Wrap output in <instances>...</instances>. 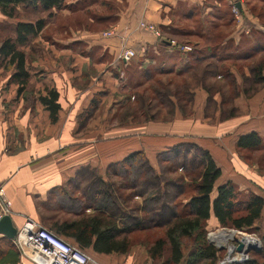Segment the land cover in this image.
Masks as SVG:
<instances>
[{
	"label": "crops",
	"instance_id": "obj_1",
	"mask_svg": "<svg viewBox=\"0 0 264 264\" xmlns=\"http://www.w3.org/2000/svg\"><path fill=\"white\" fill-rule=\"evenodd\" d=\"M225 1L229 3L230 0ZM207 3L208 0H68L66 8L54 11L52 20L58 19L60 22L51 23V26H55L57 35L67 36L68 39L55 40L62 43L60 46H52L42 41L38 49L29 46L25 51L31 59L28 62L30 89L35 91V96L45 94L46 87L59 93L61 110L55 123L51 121L50 112L40 101L32 107L27 106L22 95L18 94V85L11 82L14 70H5L0 63V185L5 186L7 196L12 202L11 218L16 228H20L27 220H33L53 231L52 223L55 220H76L81 214L94 212H105L120 225L129 226L124 216L106 206L107 200L96 208L92 203L95 201L92 200V192L87 191V202L80 204V211L74 218L60 216L50 202L57 201L56 209L65 210V206H61L59 202L72 196L80 179L84 182L83 170L128 164V160H133L141 153L145 143L143 136H152L145 135V131L147 134L154 131L145 129L143 123L112 125L108 121L119 109L120 113L127 110L128 113L122 114L124 117L132 110L123 99L129 95L125 92L131 89L128 86L129 75L136 72L140 75L145 67L159 66L157 61L163 53H175L174 60L162 62L169 68H185L188 62L176 59L177 49L159 44L153 34L139 28V23L154 24L161 33L164 29H176L179 22L190 20L188 13L198 6L206 8L205 13L208 15L212 9ZM261 3V0H243L240 17L236 19L233 16L235 28L231 38L237 53L246 51L254 43L260 45L251 47V50L258 51L264 44V18L261 19L251 10L252 6L260 7ZM97 20L105 24V27L99 28L93 24ZM49 26L50 23L46 29ZM112 28L116 35L105 38L103 33ZM79 43H83V52L86 54L82 55L83 52L78 50ZM124 46L137 52V58L133 61L137 66L126 65L130 66L126 69L123 65L126 63L117 61V54ZM256 61L258 64V60ZM255 65H249V68ZM85 71L90 79L85 88H81ZM232 74L234 76L233 72ZM242 75L247 79L252 78V74L247 72ZM205 78L204 83L190 91L193 93L194 118L184 119L182 106L176 103L173 124L162 138L172 141L164 144L167 146L183 143L197 145L209 151L220 167L224 156L219 140H224L225 136L218 135V131L226 123L222 114V87H219L222 82L217 80L215 74L206 75ZM241 81L238 80V83H242ZM258 85H261L260 82L256 83ZM244 94V89L240 90L237 95L238 102L235 104L245 114L242 119L233 121L238 122L235 129L240 127L236 142L240 136L251 132L264 138V82L262 89L250 100ZM168 98L175 102L173 98ZM94 99L98 100L93 112L91 111L90 118L84 122L82 118ZM94 111L102 113L103 120L100 123L93 120ZM206 111L210 114H206ZM206 115L211 116V119L207 120ZM155 126L153 124L152 130ZM155 137L157 140L161 139L159 135ZM224 165H227L228 170L234 169L226 162ZM97 175L105 181L104 175ZM248 181L263 189L254 178H248ZM252 192L262 196L258 191ZM70 207L72 210L73 206ZM42 209L50 212L48 215L43 214ZM76 209L75 206L73 211ZM136 222L139 219L136 218ZM209 222L210 225H216L217 220L212 217ZM66 240L78 245L72 239ZM85 252L92 260L89 264H150L138 260L130 251L127 254H101L85 249ZM18 264L33 263L21 258Z\"/></svg>",
	"mask_w": 264,
	"mask_h": 264
},
{
	"label": "rangeland",
	"instance_id": "obj_2",
	"mask_svg": "<svg viewBox=\"0 0 264 264\" xmlns=\"http://www.w3.org/2000/svg\"><path fill=\"white\" fill-rule=\"evenodd\" d=\"M207 4L208 7L212 9L209 14L207 13L208 15L205 13L206 8L198 6L188 13L190 20L179 22L178 28L180 30H195L196 32H204V35L207 36L209 34V31L207 30H210V32L212 31V25L208 22V20H213L214 15L227 16L228 9L225 6H230L231 15L233 14L234 16L230 1L227 3L225 0H222L221 2H217L216 0H208ZM231 15L229 18H231ZM42 17H47V13L32 9H21L20 11V18L24 20H34ZM16 22L17 20L8 19L0 13V41L5 37L14 36L13 27ZM58 22H60V20L58 21V19H51L49 21L50 26L45 30L44 34L32 41L29 45L30 47H28L34 48L36 50L42 44V41L47 42L52 46H60L62 43L56 42L55 40L68 38L67 36H63L61 34L57 35L55 26H51V23ZM93 24L97 25L99 28L105 27V24L102 23ZM165 36L169 38V41L174 40L178 46L184 45L179 42H190L191 45L188 46H191L193 49V45L200 42V44L196 45L195 49L201 52L207 50L205 48V45L207 44L206 40L197 36L190 35L189 37L185 38L174 37L170 35ZM159 44L163 45L162 43ZM170 47L178 49L174 46ZM77 48H79L78 50L82 53L84 51L83 43H79ZM227 51L231 52V54L242 53H237L234 49V44L229 42L227 45L219 47L217 53L218 57L224 56V59H227ZM84 54L86 53L83 52L82 55ZM262 54L264 56V52ZM261 55L258 54L257 56ZM165 58L166 55L159 57L157 64L159 65L160 63L164 62ZM254 59L257 60L258 57ZM254 59L252 58L251 60H248L247 64L244 62V60L232 59L228 61H218L210 59L208 62H211V66L213 67L217 65L218 72L214 73L213 68L211 72L207 74L205 72L204 76L215 74L217 80L222 82L219 87H222L221 92L224 98V110L222 114L226 123L224 124V127L218 131L220 132L218 135L225 136V138L222 136L224 140H219V142L222 143L219 145V147L223 150V161L228 163L230 167L234 168L228 170L227 165L225 166L224 162L221 163L220 167L222 170V177L217 181L216 186L220 183L224 184L231 181L244 194L251 193L252 191H258L262 194V196H264V138L260 136L263 141V146L255 151L238 150L236 147V135L238 131H240V127L235 129L238 122H233L242 119V117L245 115L240 107H235V104L238 102L237 95H239L240 90L244 89L247 99L250 100L257 92L262 89L263 82H260L261 85L256 86V82L254 83L252 78L247 79L245 75H242L245 72L252 74L249 68L246 67L256 64L257 61ZM130 64H132V67L137 66L136 62H132ZM130 64L123 65L126 69H129L130 66L126 65ZM234 64L236 65L234 66ZM232 72L234 73V76H236L235 80L234 76H232ZM196 73V77L193 75L192 79L188 80V87L195 88L198 85V77H201L202 73L204 74V71L199 70ZM3 74L4 72L1 73V75ZM139 77L140 75L135 76L136 79ZM161 78L165 81V85H168L166 82L171 78H175L177 82H180L181 80L175 76L171 78L169 76H163ZM237 79L242 80V83H238ZM141 81H144V77L141 79ZM179 84L182 85L181 82ZM168 86V92L162 91V93L167 97L165 100H163L161 95L159 96L158 94H156L158 96H156V98L153 100L147 99L148 95H146L145 92L142 95V91H145L143 89H146L147 85L144 86L143 89H138V92L132 91L129 88L128 92H125V94L127 93L132 95L129 106L133 107V117H124L122 114L126 113L127 110H123L120 113L119 109L118 111L116 110L118 113L114 115L113 118L108 120L112 125L143 123L145 125V129L154 131V133L151 134H147V131H145V135L152 136H143L145 137L143 138L145 143L141 153H139L138 156L133 158L131 161L128 160V164L122 163L121 165H111L108 168L98 167L96 169H91L90 171L89 168H87L88 170H83L82 172H84V182L82 179H80V181L77 183L79 186L76 190H73L74 193L72 196L67 200H61L59 202L61 206H65V210L56 209L57 201L55 203L54 201L50 202V205L54 211L58 212L60 216L74 218L80 211V204L82 202H87V191L90 193L92 192V200L95 201H92L91 199L90 200L95 204L96 208L100 207L99 205H101L104 200H107L108 202L105 203L106 206H108L111 211H117L122 216H124L127 219L129 225L141 224V228L147 230L133 235L134 246L131 248L130 252H132L138 260H142L143 262L150 264H153V262L149 258L148 248L146 246L152 243L153 238L161 236L164 233L165 226L168 224V222L171 221L177 213L184 210L188 201L190 200V197L194 195L193 187H191V185L193 186V180L198 176L200 170L202 169V151L197 145H193L192 143H183L180 145L175 144L171 146L164 145L168 142H172L171 140L168 141L162 137L167 135V132L169 128H171L174 120L173 112L171 111L173 108L170 106L168 95H172L174 92L173 99L177 102V104L182 107H184V105L186 106V110L182 112L184 119L192 120L195 114L193 111V104L190 102L191 95L187 92V90L182 86V88H179L180 93L177 94L178 86L176 83H170ZM183 91H185V97L186 99H189L188 101L184 100L182 97L183 94H181V92ZM150 93L152 95L155 94L152 91ZM123 94L124 93L122 92L121 95ZM212 108L213 107L210 109L211 111ZM209 111H206L205 113L210 114ZM94 113L93 120H95V123H100L101 120H103L102 113L97 111H94ZM206 119H211V116H207ZM252 123L253 121H251L250 124ZM153 124L156 125L154 130H152ZM156 135H159L161 139L159 138V140H157L158 138L155 137ZM99 173L105 176V181L100 179V176L97 175ZM248 178H254L255 182L260 184L263 189L261 190L260 188L251 185V182L249 183ZM89 187L90 190H87ZM55 200H57L56 197ZM71 205L73 206L72 210L70 209ZM75 206L78 210L76 209L73 211ZM41 211H43V214L47 215L50 212L49 211L47 213L45 209H42ZM136 218L139 219V222H136ZM263 226L264 211L262 221L257 223V227ZM206 229L208 238L209 234H217L224 228L218 225V223H216V225H210V222H208ZM227 229L236 230L233 228ZM241 232L255 238L262 245L261 248L258 247L261 251H257L256 248L251 250L248 255L243 256H247V260L254 257L258 258L264 250V243L261 240L260 233L255 231ZM183 243L186 245L184 246V252L185 257L187 258L193 244L190 240H185ZM230 245L237 247L238 243L235 240H227V243L224 245L225 249L219 250L220 259L217 264H220L228 256ZM237 254L241 253L235 251L233 256H236Z\"/></svg>",
	"mask_w": 264,
	"mask_h": 264
},
{
	"label": "trees",
	"instance_id": "obj_3",
	"mask_svg": "<svg viewBox=\"0 0 264 264\" xmlns=\"http://www.w3.org/2000/svg\"><path fill=\"white\" fill-rule=\"evenodd\" d=\"M67 2L68 0H0V13L8 19L17 20L13 27L14 36L5 37L0 41L1 66L5 70H14L11 82L18 85V94L22 95L27 106L32 107L34 103L40 101L50 112V119L53 123L58 121L61 110L59 93L55 89L46 87L44 90L45 94H40L38 97L35 96V91L30 89L31 75L28 69V62L31 59L28 57L25 48L32 41L44 34L47 24L55 16L54 11L66 8ZM261 2L262 5L260 7L259 5L252 6L251 10L262 19L264 18V0H261ZM225 7L228 9L227 16L213 14L215 20H208L212 25V33L210 30H207L209 31L207 36L204 35V32H196L195 30H180L179 28L162 30L163 37L158 42L164 46H170L169 38L165 35L181 38L191 35L205 39L207 43H205V48L207 50L201 52L195 49L196 45L200 44V42L193 45L191 52H181L177 49L176 59L188 62L185 68H169L164 63L154 68L144 66L145 68L140 72L139 78H135L137 72L129 75L130 84L128 86H131V90L138 92V89H143L147 85V88L143 89L145 91H142V95L145 92L148 95L147 99L153 100L158 96L156 94H160L162 99L165 100L167 97L162 94V91L168 92V85L176 83L178 86L177 94L180 93L179 88L183 86L191 95L190 102L193 104V93L190 91L194 88L188 87V80L192 79L193 75L196 77L197 71H204V74L202 73V76L198 77L199 79L195 78L198 82L197 86H199V84L205 82V72L207 74L214 68V73H217L218 66H211V62H208L210 59L218 61L244 60L247 64L248 60L258 57V64L256 63L251 68L247 65V68L252 73L254 83L264 82V56L262 54L264 44L260 47L261 50L258 49V51L251 50V47L256 48L257 45H260L259 43H254V46H250V50L247 49L241 54H231V52L227 51V59H224V56L218 57L217 53L220 46L227 45L229 42L234 43L231 34L235 27V20L233 14L231 15L230 6ZM21 9L40 10L47 13V17L25 21L20 18ZM230 15L231 18H229ZM96 23L101 22L97 20ZM260 39L263 40L261 37ZM179 43L191 45L190 42ZM258 54L262 55L257 56ZM163 55H166L164 61L174 60L175 57V54L165 53ZM141 66L143 67V65ZM163 76H169L170 78L175 76L181 79L182 85L175 78L168 80L166 82L168 85H165V81H162L161 78ZM118 77L120 78V75ZM143 77L144 81H141ZM89 79L88 72L85 71L81 88H85L89 83ZM151 91L155 94L152 95ZM181 94H183L184 100H189L185 97V91L181 92ZM173 95L174 92L172 95H168V97L173 98ZM131 98L132 95L130 94L123 98L125 104L128 106ZM97 100L94 99L89 110L83 116L82 121L85 122L90 118L91 111L95 107ZM168 100H170V106L173 108L171 111L174 112L177 102L169 98ZM130 109H133V107ZM184 110H186L185 105L181 107V111L183 112ZM133 113L134 111L131 110L127 117L130 115L133 117ZM262 146V138L256 132L242 135L236 142L238 150L255 151ZM201 151L202 169L193 180V186L191 185L194 195L190 197L184 210L177 213L168 222L164 233L161 236L153 238L152 243L146 246L149 258L153 264H217L220 259V251L209 243L206 229L207 223L212 217L223 228L260 233L261 240L264 243V226L257 227V223L261 222L263 218L264 198L252 192L244 194L231 181L216 186L217 181L222 176V170L217 166L209 151L203 149ZM52 224L54 231L52 232L66 242H68L66 239H72L78 244L75 246L82 250L92 249L101 254H127L134 246L133 235L141 231H147L141 228V224L124 227L115 218L107 215L105 212L84 213L76 220H55ZM185 240H190L193 244L187 258L184 252V246L186 245L183 241ZM20 260L21 255L15 247L13 240L8 238L0 239V264H18ZM234 264H264V250L258 258L254 257L245 262Z\"/></svg>",
	"mask_w": 264,
	"mask_h": 264
},
{
	"label": "built area",
	"instance_id": "obj_4",
	"mask_svg": "<svg viewBox=\"0 0 264 264\" xmlns=\"http://www.w3.org/2000/svg\"><path fill=\"white\" fill-rule=\"evenodd\" d=\"M243 0H230L232 11L236 19L240 17V8ZM139 28L149 34H153L157 40L162 38V33L154 24L140 22ZM116 35L114 28L103 33L105 38ZM170 46L177 47L174 40L169 41ZM181 52H191L188 45L177 47ZM137 58V52L128 47H122L117 54V61L130 64ZM12 214V202L7 196L4 185H0V220L4 216ZM5 238L0 234V239ZM15 247L22 259L29 260L33 264H89L90 256L81 248L66 242L40 223L27 220L20 228H17L16 237L13 240Z\"/></svg>",
	"mask_w": 264,
	"mask_h": 264
},
{
	"label": "water",
	"instance_id": "obj_5",
	"mask_svg": "<svg viewBox=\"0 0 264 264\" xmlns=\"http://www.w3.org/2000/svg\"><path fill=\"white\" fill-rule=\"evenodd\" d=\"M238 7L241 8V5L238 4ZM221 232H228L231 234H239L243 235L244 233L238 230H232V229H227L224 228ZM0 234L4 235L5 238H8L10 240H14L17 234V228L14 226L12 218L10 216H4L0 220ZM235 240L238 243V246L236 247V252L243 251V248L245 247L244 243L234 239V238H228L227 240ZM208 241L211 245L215 246L218 250H223L225 249V246L223 245V242H225L224 236L220 235V233L214 237L213 234H209ZM261 243L259 241L256 242L255 245H250L248 244L244 253L245 255H248V253L257 248V251H261L258 247L261 248ZM231 257V250L229 249L228 251V256L220 263V264H234V263H242L247 261V256H244L243 258L236 259L235 257Z\"/></svg>",
	"mask_w": 264,
	"mask_h": 264
},
{
	"label": "bare ground",
	"instance_id": "obj_6",
	"mask_svg": "<svg viewBox=\"0 0 264 264\" xmlns=\"http://www.w3.org/2000/svg\"><path fill=\"white\" fill-rule=\"evenodd\" d=\"M220 235H223L224 236V239H225V242H223V245H225L227 243L226 239L228 238H234V239H237L241 242L244 243L245 247L243 248V251H240L241 254H237L236 256H233L234 252L236 251V247H233L232 245L229 246V249L231 250V257H235L236 259H240V258H243L245 255L244 251L247 247L248 244L250 245H255L256 242L258 240H256L255 238L253 237H250L249 235H246V234H243V235H239V234H231V233H228V232H219ZM219 233L217 234H214L213 236L216 237Z\"/></svg>",
	"mask_w": 264,
	"mask_h": 264
}]
</instances>
